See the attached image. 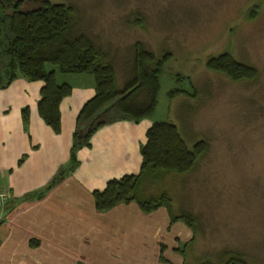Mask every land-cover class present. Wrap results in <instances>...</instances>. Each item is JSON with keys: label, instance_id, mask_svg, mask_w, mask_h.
<instances>
[{"label": "rangeland", "instance_id": "374dc122", "mask_svg": "<svg viewBox=\"0 0 264 264\" xmlns=\"http://www.w3.org/2000/svg\"><path fill=\"white\" fill-rule=\"evenodd\" d=\"M51 1L76 7L72 31L87 33L107 51L118 86L132 72L135 40L157 56L171 52L147 118L172 121L189 146L205 139L208 148L191 169L165 172L148 188H166L174 210L195 214L194 239L185 247L189 264L219 262L224 250L264 264V0ZM254 4L258 11L249 17ZM226 49L254 65L257 75L233 80L206 67L210 54ZM45 66L55 68L57 81L71 79L55 64ZM175 86L196 95L169 97Z\"/></svg>", "mask_w": 264, "mask_h": 264}, {"label": "crops", "instance_id": "0c3cea01", "mask_svg": "<svg viewBox=\"0 0 264 264\" xmlns=\"http://www.w3.org/2000/svg\"><path fill=\"white\" fill-rule=\"evenodd\" d=\"M63 73L71 79L58 82L71 90L59 102L57 130L38 111L41 79L19 75L0 85V187L9 192L0 264H180L185 256L178 247L191 243L193 230L182 219L171 221L166 206H95L94 189L138 172L151 120L120 117L99 125L68 167L77 114L95 86L91 73ZM62 167L65 174L47 189Z\"/></svg>", "mask_w": 264, "mask_h": 264}, {"label": "trees", "instance_id": "16d2710c", "mask_svg": "<svg viewBox=\"0 0 264 264\" xmlns=\"http://www.w3.org/2000/svg\"><path fill=\"white\" fill-rule=\"evenodd\" d=\"M27 2L30 5H27ZM258 4L248 11L255 16ZM136 19L140 16L136 15ZM76 22V7L71 3L51 0H0V85L23 75L31 79H41L38 111L42 118L55 130L59 129V102L71 90L68 82L55 79V68H46L53 63L61 72H88L94 77V94L81 106L73 132V144L68 167L76 164L75 150L88 143L92 131L108 121L126 117L139 120L149 116L155 109L159 90V73L171 52L157 56L146 48L142 41L133 42L132 72L121 86L116 83L113 61L100 45L83 31H72ZM140 23V21L138 22ZM206 67L225 73L231 79H251L257 75V68L239 60L229 50L210 54ZM183 75L177 73L176 79ZM143 90V98L136 99ZM196 95L180 87H171L167 93L173 97L178 93ZM27 117V109H23ZM208 148L205 139H198L189 146L177 125L169 120H153L146 129V140L141 145V164L138 172L125 173L109 178L102 189H94L95 206L108 209L118 202L135 201L144 211L160 205L166 206L170 219H182L196 232L197 218L188 210L177 212L171 204V196L166 188L154 190L148 183L162 178L165 172H184L191 169L196 158ZM66 167L60 168L47 189L64 174ZM187 242L178 249L185 256ZM162 258V255H161ZM77 264H86L78 261ZM180 264H189L184 258ZM196 264H252L237 251L224 250L219 262L201 260Z\"/></svg>", "mask_w": 264, "mask_h": 264}, {"label": "built area", "instance_id": "2783aa9c", "mask_svg": "<svg viewBox=\"0 0 264 264\" xmlns=\"http://www.w3.org/2000/svg\"><path fill=\"white\" fill-rule=\"evenodd\" d=\"M9 197V192L4 187H0V220L4 218L5 202Z\"/></svg>", "mask_w": 264, "mask_h": 264}]
</instances>
